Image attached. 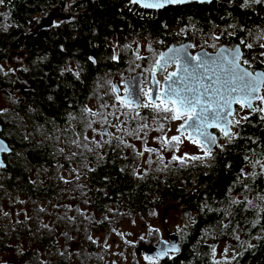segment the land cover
Returning <instances> with one entry per match:
<instances>
[{"label":"trees","instance_id":"trees-1","mask_svg":"<svg viewBox=\"0 0 264 264\" xmlns=\"http://www.w3.org/2000/svg\"><path fill=\"white\" fill-rule=\"evenodd\" d=\"M125 3L129 1L4 0L0 3V62L19 60L13 71L0 70V136L12 149L4 155L6 167L0 168V207L7 213L6 218L0 216V252L7 248L20 251L24 246L29 247L27 242L33 243V235L28 238V229L34 232L35 226L23 222H34L37 203L48 205L57 201L59 208V202L68 199L73 200L74 209L77 205H87L88 200V206L97 211L96 222L100 225L116 220L119 212L112 213L113 207L145 214L164 205L169 207L167 212L176 207L181 209L180 213L189 214V223L177 233L178 252L172 253V258H161L157 264H209V246L223 238H229L239 249L231 264H264V169L256 170L260 164L255 163L264 160V120L261 119L264 114L253 113L242 121L236 127L240 136L231 143L226 141L223 150H214V159L208 161L211 167L190 161L185 166L172 164L168 174L136 177L137 168L130 163L124 149H121L123 155L120 153L113 139L105 148L103 159L84 170L86 180L80 173L75 174H79V181L74 180L75 176L67 184L59 179L62 175L55 167L61 171L82 159L80 155L73 156L69 148H63L73 135L69 127L77 128L83 135L85 103L101 91L105 81L117 74L124 75L127 54L118 52L119 58L112 60L114 47L118 51L142 37L153 42L156 53L180 42L200 43L210 50L238 44L242 60L249 61L244 66L264 72L261 55L264 48L259 46L264 40L257 39L264 33V3L241 7L243 0L190 1L159 10L131 3L126 8ZM53 12L59 16L58 22L53 20L52 24L39 28V17ZM241 39L253 47L246 48ZM19 55L23 58L12 60ZM11 89L16 91V97L9 93ZM72 114L76 116L70 119ZM86 158L95 159L93 155ZM249 166L251 170L247 172ZM78 184L84 187L79 188ZM20 194L26 197L23 216L25 213L32 216L29 214L23 220L9 218L11 211H17L15 204H9V196ZM254 198L258 206H254ZM62 210L55 215L57 223H85L82 211L73 217L67 216L66 208ZM164 215L165 210L163 221ZM75 233L67 242L59 233L56 238L47 237L53 243V253L49 244L42 242L48 249L43 264H68L67 248H75V241L78 249L87 245L85 237ZM20 236L26 238L19 242ZM62 241L69 246H62ZM62 252L64 255H60ZM33 253L32 250L29 255Z\"/></svg>","mask_w":264,"mask_h":264},{"label":"rangeland","instance_id":"rangeland-1","mask_svg":"<svg viewBox=\"0 0 264 264\" xmlns=\"http://www.w3.org/2000/svg\"><path fill=\"white\" fill-rule=\"evenodd\" d=\"M129 1V0H128ZM151 10V9H149ZM55 13V12H53ZM50 15V16H49ZM54 14H48L45 17H39L38 21H46ZM54 20L57 21V17H54ZM54 21V22H55ZM58 22V21H57ZM46 23V22H45ZM131 47L126 48L125 46L123 48L116 49L114 47V54L116 55L118 52L124 54V56L127 54L125 62V69L122 73L123 74H117L114 75L109 81H111V84L117 83L119 88L121 89V93L113 94L109 90L110 85L104 84L100 92H96L93 97H91L86 103L85 107L92 109L93 111H100L107 113H115V116H108L109 125H115L119 126L120 128H136L139 124L146 123L149 125L148 129H145L147 132V135L144 136L143 133H140V135L143 138L141 139H135L130 136L124 135L122 132H119L117 130V127L115 126H109L105 125L107 127V130L111 133H114L118 136H123V139L130 145H135V149L137 151H144L145 147L157 149V152H144L143 156H136L134 155L133 148L131 147H124L123 145L117 146V143L115 144L118 149L120 150V153L123 155V151L121 149H124L126 154L128 155L130 163L133 164L134 168H137V172L135 173L136 177L141 176H147V175H153V174H168L172 170L171 165H179L180 162L176 160H172V156H183L185 153H188L189 155H198L202 153V149L199 148L196 144H193L187 137L182 136V143L179 145V150L175 151L172 148H162L161 147V141L157 140V137L160 136H167L171 137L173 135H179L180 133L177 132V128L179 127L180 123L183 121H177V120H162L159 118L158 114L154 112L151 108H135V109H126L120 106L119 102L116 101L115 95H122L124 93V86L123 81L127 77H130L131 75L135 73L144 74L142 78L141 87L144 90H147L149 87H151V79L148 76L149 71L148 69L152 68L154 66V62L157 59L159 53L155 52L154 44L151 40L148 38L142 37L138 39L132 40L129 44ZM194 50H198L201 48H206L202 46L200 43H196L195 45H192ZM218 46H216L217 48ZM214 49H208V51H214ZM136 55H139L142 57V59H136ZM17 58H23L22 55L13 56L12 60ZM11 60V61H12ZM19 62V60H18ZM17 62V63H18ZM17 63H8L5 61L0 62V69H2V72L6 71H13L15 69V66ZM22 63V62H21ZM138 65V66H137ZM167 71L172 70H164L161 74H156V80L161 81L164 76L167 74ZM108 81V80H107ZM106 82V81H105ZM10 89V88H9ZM108 92L107 95L104 93ZM9 93L11 96L16 97L17 93L14 90H9ZM261 95H264V91ZM146 97L142 96V100H146ZM255 102V101H254ZM253 102V103H254ZM101 105H107L106 108H101ZM115 105V107H113ZM264 107V104L261 103V101L256 100V102L253 104L254 107L259 106ZM1 111V106H0ZM136 112H139V117H136ZM250 110L248 109H242L241 107L236 109L234 113L235 119H240L244 116H250L249 115ZM123 113H127V115H123ZM253 114V113H252ZM76 115L72 114V117H75ZM85 116V115H84ZM119 117V119H117ZM134 117H136L134 119ZM123 121V123H121ZM71 122V121H70ZM163 123L164 129L163 131L158 130L159 125ZM93 128L97 129L98 131H93L92 129H87L84 125V128L82 129L83 135L78 133L77 128H70L73 135H71L68 140L70 141L69 144H63V148H69V151L76 152L79 151L74 145L71 144V141L76 139H82L84 136H87L89 138V147L93 149L92 152L89 151H83V155L81 156V161L78 160L79 164H86L87 168H92L94 165V162H98L99 158L97 156V153L100 156L105 155L106 151L105 148L109 144H104L103 141L108 139L107 136L101 137L99 134V131L101 129V124L99 122L93 124ZM232 131L236 132V126L232 127ZM187 133V132H183ZM79 134V135H78ZM221 145H224L225 140ZM94 141H99L102 144V147L96 148V144ZM146 141V143H145ZM218 149V148H216ZM89 155L94 156V160L87 159ZM119 155V154H118ZM149 160L151 161L149 163ZM177 162V164L175 163ZM261 163H264V160H262ZM167 165V167H165ZM74 167L68 166L64 167L63 170L60 171L57 167L54 169L58 170L60 174L67 180L73 179L71 175L73 173H76V171H73L74 169H79L82 172V168L78 166L77 163L73 164ZM251 166L247 167V172H249L251 169ZM262 169L259 166L256 167V170ZM63 195L66 194L62 193ZM9 204H15L17 207V211H11L9 218L14 216L18 219H20L23 216L22 209L24 206V202L26 201V197L23 194L20 195H12L9 196ZM167 201V200H166ZM254 201L256 202L254 206H258V200L254 198ZM29 202V201H28ZM68 203L72 204V207L68 206ZM258 203V204H257ZM31 204V202H30ZM57 205V201L53 202L51 206L55 209L57 213H62V209L66 208L67 216H73L75 217L76 212L82 211L85 213V215H82V219L86 220L85 223L89 224L88 227H82L79 226L81 223H78V227L73 224H59L57 226L62 230V237L66 240L70 239V235L77 230V232H88V235H84V237H88V243L87 246V252L84 250L79 251V254L84 256V260L86 264H153V262L148 261L145 259V256H147L146 252L143 253L142 251H138L139 245L141 243L150 245L153 243H156L160 239H168V233H180L182 231V228H185L187 224L189 223L190 215L189 214H182L180 213V210H178L176 207L171 208L166 211L167 208L164 205L156 207L151 213H141L136 211H129L125 207L124 208H116L113 207L111 212L118 213L116 216V220L110 223H107L106 225H100V223H97L96 220L97 214L94 207L90 206L88 209H85L82 205H77V208H73V200L63 199L59 202V208H57L55 205ZM1 206V205H0ZM260 206V205H259ZM26 207V206H24ZM0 216L4 215L6 212L3 211V208H1ZM166 209V210H165ZM165 210V219L163 221V213ZM30 214V213H29ZM167 214V215H166ZM6 218V216L4 215ZM25 217V216H24ZM102 220V218H100ZM164 222V224H163ZM89 237H92L90 240ZM69 245L66 243L65 248ZM178 247H179V241H178ZM213 248H215V252H213ZM71 248H67V251H70ZM225 249L228 251L225 253ZM145 251V250H144ZM239 249L230 242L229 238H223L219 241L218 244L212 246H209V251L207 253L209 254V264H231L234 260L233 257H236ZM139 252V253H138ZM178 252V251H177ZM177 252H170V253H177ZM18 254V253H16ZM19 256V255H18ZM90 258V262H89ZM93 258L95 260L93 261ZM19 259L15 253H5L0 252V264H6L7 260H11L12 264H19ZM161 259V258H159ZM158 260L154 262V264H157Z\"/></svg>","mask_w":264,"mask_h":264},{"label":"snow or ice","instance_id":"snow-or-ice-1","mask_svg":"<svg viewBox=\"0 0 264 264\" xmlns=\"http://www.w3.org/2000/svg\"><path fill=\"white\" fill-rule=\"evenodd\" d=\"M4 0H0L3 3ZM186 0H130L131 4H138L146 9H160L167 4H181ZM264 3V0H243L241 7H249L251 4ZM251 34V33H249ZM219 39V37H214ZM257 39L264 40V33L258 35ZM241 44L246 48H252V43H246L244 39H241ZM259 46L264 48V43H260ZM126 48H130V45H126ZM264 56V52L261 53ZM161 59L154 62V66L147 71L153 79V82L157 85L154 90L149 87L144 90L140 86V80L134 79L125 88L124 92L126 96L115 95L116 101L120 106L126 109L135 108H151L156 112L162 120H177L183 121L177 128V132L180 135H173L171 137L160 136L156 139L161 141L162 148H172L175 151L179 150V145L183 142L182 135L185 130H190L187 139L193 144H196L202 149V155H189L185 153L183 156H172V160L179 161L181 166L187 165L191 162H200L205 166L211 167L208 161L214 159L215 148L224 149L225 145L218 143L217 138L212 135L208 129L215 126L220 129L223 136L231 143L234 139L240 136L239 132H233L232 127H239L241 122L248 119V116L241 117L240 119L234 118L233 105L238 104L241 108H248L250 110L249 115L252 113L264 114V107L253 106V101L259 100L264 104V95H260L261 88L264 87V72H251L243 65L249 64V61L242 60L243 53L240 45H236L233 48H221L218 50V54L211 56L207 53L203 55L193 56L185 48L169 49L168 55L165 58L164 54H160ZM119 57L113 55L112 60H117ZM93 63L96 61L94 58L89 57ZM136 59H142L139 55H136ZM264 62V61H262ZM168 63H176L177 71L171 72L165 77L168 83L160 86V82L155 80V73L157 68H163ZM138 66V65H137ZM2 70V69H0ZM26 70V69H25ZM6 74V73H5ZM79 73H77V76ZM207 80V83L203 81ZM192 81H195L193 83ZM106 84L110 85L108 91L113 94L119 92V89L111 84V81H106ZM105 95L108 92L104 93ZM141 96L146 97V100H141ZM51 99V97H49ZM107 105H101V108H106ZM115 107V105H113ZM84 123L87 129L98 131L93 128V124L99 122L101 129L99 134L101 137L107 136L108 139L104 140V144L111 145L113 139L117 141V146L123 145L124 147L133 148L134 155L143 156L144 152H157V149L145 147L144 151H137L135 145L128 144L123 136L115 135L107 130L105 125H109L108 116H115V113H107L100 111H93L90 108L85 107L83 109ZM127 115V113H123ZM136 117H139V112H136ZM134 117V119L136 118ZM73 117H70V119ZM119 119V117H117ZM261 119L264 120V115H261ZM123 123V121L121 122ZM115 126V125H109ZM117 127L119 132H122L126 136L133 137L135 139L143 140L144 137L140 135L143 133L147 135L145 129L149 128L146 123L139 124L136 128H120ZM164 125H159L160 131H163ZM79 135V134H78ZM199 137V139H197ZM89 138L84 136L82 139H76L71 141L79 151L73 152V156L83 155V151L92 152L93 149L89 147ZM96 148L102 147L99 141H94ZM146 143V141H145ZM115 150V149H114ZM12 149L5 144L3 140H0V153H10ZM63 152V149H60ZM99 159H103L97 153ZM127 157H125L126 159ZM247 159V157H245ZM151 161L149 160V163ZM256 164H260V167L264 169V163L256 161ZM87 167L86 164L83 165ZM6 165L0 160V168H5ZM167 167V165H165ZM94 171V169H90ZM75 171V170H73ZM124 171V169H121ZM242 174L243 170H241ZM207 174V173H205ZM252 175H255L253 173ZM64 183H71L73 181L65 179L63 176L59 177ZM80 176L77 174L74 177L75 181H79ZM107 180L108 178L105 177ZM79 188H83V185H77ZM247 187V185H245ZM238 203V201H237ZM249 204L251 202H248ZM7 215V213H5ZM44 228H48V225H43ZM91 240L92 237H89ZM236 240L240 241V237L236 236ZM243 244V241H240ZM252 247V245H249ZM215 252V248L212 249ZM170 251H178L175 244L171 245L167 249H161L157 252L156 256H145L148 261L154 262L159 260L162 256H167ZM225 253L228 251L224 250ZM64 255V253H60ZM235 257H233L234 259Z\"/></svg>","mask_w":264,"mask_h":264},{"label":"flooded vegetation","instance_id":"flooded-vegetation-1","mask_svg":"<svg viewBox=\"0 0 264 264\" xmlns=\"http://www.w3.org/2000/svg\"><path fill=\"white\" fill-rule=\"evenodd\" d=\"M174 45H177L176 43H173ZM179 44H181V42L179 43ZM170 45H172V44H169V46ZM169 46H167L165 49H163L160 53H159V55H158V57H157V59L156 60H158L159 59V56H160V54L163 52V51H165ZM216 50V49H215ZM214 50V51H215ZM195 51L196 50H194V48L192 47V44H190V53L191 54H194L195 53ZM209 52H213V51H209ZM155 60V61H156ZM175 68H176V64L175 63H171V64H169V65H167V66H164L163 68H162V72L164 71V70H166V69H170V70H172V71H167V74L164 76V78L161 80V81H159L160 82V85H161V83L165 80V77L166 76H168V74L169 73H171V72H173L174 70H175ZM161 72V73H162ZM161 74V73H159V72H157L156 71V73H155V79H157L156 78V74ZM143 76H144V74L142 73L141 74V83H142V78H143ZM148 76L150 77V79H151V75H150V72H149V74H148ZM158 81V80H157ZM264 90H261V92H260V95L262 94V92H263ZM118 93H121V91L120 92H118ZM2 97V91L0 90V98ZM256 102V101H255ZM254 102V103H255ZM253 103V104H254ZM238 108H240V105H236L235 106V111H236V109H238ZM242 109H246V108H242ZM211 132H213L215 135H216V138H217V141H218V143L219 144H223V142H224V140L223 139H226L224 136H223V134L220 132V129H212L211 130ZM180 135V134H179ZM182 136H185V137H187V133H183V135ZM0 138H2L1 136H0ZM3 139V138H2ZM226 141H228L227 139L225 140V142ZM216 149V148H215ZM5 154H8V153H2V161L4 162L5 161ZM202 154V153H201ZM71 161H73V160H71ZM5 163V162H4ZM6 164V163H5ZM73 164H74V162H72L71 164H69L68 166H72V167H74L73 166ZM78 166H79V164H78ZM88 168L87 167H83L82 168V172L79 170V169H74L75 171H76V173H80V175H81V177L83 176V177H85V179H83V177H82V179L83 180H86L87 179V177H86V171H84V170H87ZM76 173H73L72 175H71V177L73 178L74 176H75V174ZM43 201V200H42ZM44 202V201H43ZM54 202V201H53ZM53 202H50L48 205L45 203V204H42V202H39V203H37L36 204V206H35V208H36V211L34 212V215H33V220H34V222H30V220L29 221H25V222H23L25 225H27V226H29V227H32V225L33 226H35V230H34V232L31 230V229H28V231H30L29 232V235H28V238H30V235L32 234L33 235V243H30V242H27L28 244H30L29 245V247L27 248L26 246H24V248H21V250L20 251H18L19 250V248H16V249H13V248H7L6 250H5V253L7 254V253H11V252H13V253H15V255L18 257V258H20L19 259V264H43V259L45 258V257H47V246H43L42 245V242H47L48 244H49V247H50V252L51 253H53V249H52V241L51 240H48L47 239V237H51V236H54L55 238H56V236H57V234L59 233V235L61 236L63 233H62V230H59V228L57 227V225H59V223H57V221H56V217H55V215L57 214V212L55 211V209L51 206V204L53 203ZM86 204L87 205H85L84 206V208L85 209H88L89 208V206H88V204H89V201L88 200H86ZM55 205V204H54ZM56 207H57V205H55ZM45 213H48L49 214V216H47V215H43V214H45ZM29 215V213H25V217H27ZM29 216H32L31 214L29 215ZM28 216V217H29ZM21 219L23 220L24 219V216H22L21 217ZM78 223H74L73 224V226L75 225L76 227H78V225H77ZM43 225H48V228H44L43 227ZM79 226H82V227H88L89 228V224H86V223H81V225H79ZM76 233V235L78 236V235H80V236H83L84 237V235H88V232H77V230L75 231ZM26 237L25 236H20V239H19V242H22L24 239H25ZM163 239V238H162ZM167 239V238H166ZM165 239V240H166ZM22 240V241H21ZM161 240V239H160ZM88 237H85V243H87V245H85V246H83V247H81V248H76L78 245H76L77 244V241H75L74 242V246L73 247H75V248H72L71 247V249H70V251H69V253H70V256H68V264H86V262H85V260H84V256L82 255V258H79L81 255H79V251H82V250H84L85 252H87L88 253V251H87V246H88ZM159 241V240H158ZM157 241V242H158ZM156 242V243H157ZM24 243H25V245H26V242L24 241ZM62 243V246H65V244H64V242L62 241L61 242ZM156 243H153V244H156ZM34 244V245H33ZM141 244H143V243H141ZM140 244V245H141ZM63 248V247H62ZM138 248V247H137ZM34 251V253L32 254V255H29V252H31V251ZM15 251H18V254H16V252ZM62 251H63V249H62ZM139 251H142L143 253H145V251H144V249H141V250H139ZM139 253V252H138ZM171 254V255H170ZM19 255V256H18ZM168 256H170V258H172V253H168V255L165 257V258H167ZM164 259V258H163ZM33 260H36V262L37 263H32V261ZM159 260H162V259H159ZM6 264H12L11 263V260H7V262H6ZM160 264V263H159Z\"/></svg>","mask_w":264,"mask_h":264},{"label":"water","instance_id":"water-1","mask_svg":"<svg viewBox=\"0 0 264 264\" xmlns=\"http://www.w3.org/2000/svg\"><path fill=\"white\" fill-rule=\"evenodd\" d=\"M130 1V0H129ZM190 1H192V2H198V3H204V2H211V1H213V0H186V2L185 3H187V2H190ZM181 4H184V3H181ZM137 6H139V7H141V8H143L142 6H140V5H138V4H136ZM169 5H175V4H167V5H165L164 7H166V6H169ZM146 9V8H145ZM160 9H162V8H160ZM151 10H159V9H151ZM51 14H54V15H52L49 19H47L46 21H44V20H42V21H40L39 22V25H38V27L39 28H43V27H46L47 25H50V24H52V22H53V20H54V17H59L57 14H55V13H51ZM50 16V15H49ZM46 22V23H45ZM236 45H238V44H236ZM235 45V46H236ZM185 48V49H187V51L190 53V43L189 42H184V43H181V44H177V45H174V44H172V45H170L165 51H163L162 53L164 54V56H165V58L167 57V55H168V52H169V49H179V48ZM234 47V46H233ZM233 47H228V46H226V45H220V46H218L217 48H216V50L215 51H213V52H209L206 48H201V49H198V50H196L195 51V53L194 54H191V55H193V56H196V55H203L204 53H207V54H209V55H211V56H215V55H217L218 54V50L219 49H221V48H233ZM242 51V50H241ZM159 59H161V56H159ZM169 64H171V63H168L167 65H169ZM176 64V63H175ZM166 65V66H167ZM243 67H245L244 65H243ZM245 68H247V67H245ZM248 69V68H247ZM249 71H251V72H263L262 70H260V69H256V70H250V69H248ZM157 72H159V73H161L162 72V68H157V70H156ZM174 71H177V65H176V68H175V70ZM173 71V72H174ZM134 79H139L140 80V86H141V74L140 73H135V74H133V75H131L130 77H126L125 79H124V81H123V86H124V88L131 82V81H133ZM156 80V79H155ZM157 81V80H156ZM193 83H195V81H192ZM204 83H207L208 81L207 80H204L203 81ZM166 83H168V81H166V80H164L162 83H161V85L160 86H163L164 84H166ZM118 89H119V92L121 91V89L119 88V86H118V84L117 83H115L114 84ZM151 88H153L154 90L157 88V85L153 82V79H152V77H151ZM261 90H264V87H262L261 88ZM261 92V91H260ZM260 94V93H259ZM121 96H126V93L124 92ZM141 100H142V96H141ZM256 101V100H255ZM254 102V101H253ZM237 104H234L233 105V110H234V113H235V106H236ZM246 109H248V108H246ZM249 110V109H248ZM0 128H1V126H0ZM219 129V128H217V127H215V126H213V127H211V128H209L208 129V131L212 134V135H214L215 137H216V135L213 133V132H211V130L212 129ZM189 131L190 130H185L184 132H187V135H189ZM197 139H199V137H197ZM0 140H3L4 142H5V144H7V142L4 140V139H2V138H0ZM8 145V144H7ZM2 153H0V160H2ZM5 164V163H4ZM166 210V209H165ZM174 233H168V239H161V240H159L156 244H150V245H146V244H141L139 247H138V251L139 250H141V249H144L145 250V252H146V254H147V256H153V257H155L156 256V254H157V252H159L161 249H167V248H169L171 245H173V244H175L176 246H177V248H178V241H179V235L176 233L175 235H173ZM170 252H177V251H170ZM169 252V253H170ZM164 257H166V256H162V257H160V258H164Z\"/></svg>","mask_w":264,"mask_h":264},{"label":"built area","instance_id":"built-area-1","mask_svg":"<svg viewBox=\"0 0 264 264\" xmlns=\"http://www.w3.org/2000/svg\"><path fill=\"white\" fill-rule=\"evenodd\" d=\"M129 3H125L123 6L127 8V7H129Z\"/></svg>","mask_w":264,"mask_h":264}]
</instances>
